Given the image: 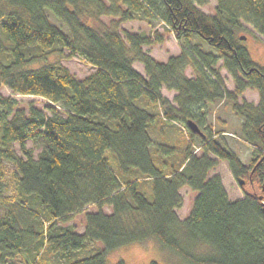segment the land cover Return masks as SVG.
I'll list each match as a JSON object with an SVG mask.
<instances>
[{
  "label": "trees",
  "instance_id": "1",
  "mask_svg": "<svg viewBox=\"0 0 264 264\" xmlns=\"http://www.w3.org/2000/svg\"><path fill=\"white\" fill-rule=\"evenodd\" d=\"M207 2L0 0V87L12 91L0 92V183L7 163L16 181L12 195L0 187V264H106L112 250L152 237L189 264H264V64L238 34L244 20L264 34V0H217L214 13L199 7ZM140 12L169 25L180 53L158 60L144 45L162 42L161 32L121 26ZM103 14L117 18L105 24ZM195 34L217 53L193 42ZM52 54H79L93 69L77 77L60 59L38 65ZM188 64L194 76L185 73ZM222 67L233 89L225 86ZM163 86L176 90V104ZM247 88L258 92V102L243 96ZM16 93L43 96L48 111L33 102L25 109ZM141 97L187 127L185 147L153 140L148 125L160 113L141 106ZM223 98L243 119L241 134L254 148L248 163L203 125L204 105ZM195 138L199 153L192 152ZM28 139L40 142L37 157ZM221 159L242 188L250 185L243 197L231 199L220 173L210 174ZM183 186L197 194L181 218ZM80 212L83 232L61 224ZM89 242L102 245L81 255Z\"/></svg>",
  "mask_w": 264,
  "mask_h": 264
},
{
  "label": "rangeland",
  "instance_id": "2",
  "mask_svg": "<svg viewBox=\"0 0 264 264\" xmlns=\"http://www.w3.org/2000/svg\"><path fill=\"white\" fill-rule=\"evenodd\" d=\"M109 2V0H106ZM217 4V0H208L207 3L199 5V7L208 12L214 13L215 6ZM122 8H126V4L121 5ZM50 18L53 22L57 24H61V21L55 17L51 12H49ZM119 17V16H118ZM114 18H117L112 15H101V20L105 24H110ZM85 20L91 24H96L91 16L85 17ZM245 29L238 32L240 35V42L244 44L252 59L256 62L264 64V34L257 30L251 21L244 20ZM122 27H125L131 31H140L142 33H150L152 34L154 30H158L163 34V41L153 44V45H144V49L148 50V52L158 60L166 61L168 57L172 54H178L181 51V43L169 29V25L162 20L161 18L154 15V17H143L142 12L135 13L133 18L123 20L121 23ZM65 30L67 27L62 25ZM193 42L200 43L202 48L205 50H211L217 53V49L212 47L207 43V41L200 38L198 35H193ZM66 53H69V50H65ZM60 59L65 65L69 67V69L77 76L83 77L87 73H89L93 67L87 63L83 57L79 54H71L69 56L60 57L58 54H52L49 56L47 60H44L39 64H43L45 62L54 61ZM222 60L218 61V64L221 63ZM137 66L143 73L146 75L144 70V65L141 61H134L133 65ZM221 74H223L225 86L229 89H233L234 81L232 79L231 74L225 67L221 68ZM185 73L188 76H194L196 71L195 67L191 64H188L185 68ZM172 89H168L165 86L161 88L162 94H167L170 100H173L174 95L172 96ZM176 93V90H174ZM247 91V92H246ZM0 92L5 94H12V91L9 87L2 85L0 87ZM246 92V96H244ZM16 97L19 99L20 106L27 109L30 102H33L35 105L44 107L47 102L46 98L38 94H22L16 93ZM243 96L248 100L254 101L255 103L259 100V94L256 90L247 88ZM139 104L141 106L146 107L147 109L153 112H159L154 122L148 125V131L152 136L155 142L164 141L170 144H176L182 147L186 146V143L190 140V135L188 133L187 127L178 121L179 125H172V120L167 117H162V107L158 103L150 102L147 99L140 98ZM175 102V101H174ZM45 110H47L44 107ZM205 114H204V126L206 128H210L212 134H215L216 137L221 139L227 146L230 148H234L237 152L240 153L241 159L248 163L251 159L253 147L250 142L244 138L241 134V123L243 121L242 117L238 115L232 108V101L229 99H220L214 103H207L204 105ZM48 111V110H47ZM194 143L199 144L200 139H193ZM27 145L34 147V154L37 157L38 152L41 149L40 142H35L32 139H28L26 141ZM14 148L18 154H22L18 142H14ZM232 148V149H233ZM199 150L197 153H199ZM171 159H182L179 158L176 154L170 156ZM220 162V161H219ZM110 164L113 168H117V160L114 155L110 156ZM15 167L7 163L4 168L3 173V183H0V187L2 184V189L4 194L12 195L15 187L16 181L12 176V171ZM220 173L223 176L224 180L227 176L231 179V183L228 184V195L231 199H236L243 197L245 194V189H250V185L248 183H243L244 188L241 187V184L237 178L234 177L228 162L218 163L215 167L210 170V174ZM181 193L183 194V205L177 210L178 214L181 218H184L190 212V208L193 202L194 197L196 196V190L191 189L188 186H183L181 189ZM263 193V191H262ZM107 211H110V207H105ZM3 210V207L0 205V212ZM44 217V216H42ZM45 219V217L43 218ZM64 226H73L76 231L83 232L84 230V212H80L76 214L71 220L67 222L61 223ZM45 227V226H44ZM44 240H45V232H44ZM102 244L100 242H89L85 248H83L80 252L81 255H87L93 251H95ZM41 251L44 249L43 246L40 247ZM25 249H22V253L24 254ZM22 254V255H23ZM22 255H17L15 260L19 262V258ZM36 256H39L37 253ZM120 259L125 261V264H149L152 260H156L158 264H189L186 262L179 254L176 252L162 246L157 239L150 238L144 242H134L126 245L119 246L118 248L112 250L108 257L106 264H117Z\"/></svg>",
  "mask_w": 264,
  "mask_h": 264
},
{
  "label": "crops",
  "instance_id": "3",
  "mask_svg": "<svg viewBox=\"0 0 264 264\" xmlns=\"http://www.w3.org/2000/svg\"><path fill=\"white\" fill-rule=\"evenodd\" d=\"M134 66H135V64H134ZM135 68L138 70V71H140L141 73H143L137 66H135ZM222 73V72H221ZM144 74V73H143ZM223 75V74H222ZM172 93V96L174 95V94H176L175 93V91L173 90V91H171ZM247 92V91H246ZM246 92H245V94H244V96H246ZM164 95H166L167 97H170L169 95H167V94H165L164 93ZM172 101V100H171ZM174 104H176V102H174V101H172ZM179 125L177 122H174V120H172V125L174 126V125ZM233 148V147H232ZM233 150H235L234 148H233ZM236 151V150H235ZM237 152V151H236ZM238 153V155L240 156V153L239 152H237ZM226 160L225 159H221L220 160V164H221V162H225ZM222 177V182H223V184H224V186H225V188H226V190H228V184L229 183H231V179H229V176H227L226 177V179L224 180V178H223V176H221ZM182 189V188H181ZM228 192V191H227ZM239 198H240V196H239Z\"/></svg>",
  "mask_w": 264,
  "mask_h": 264
},
{
  "label": "water",
  "instance_id": "4",
  "mask_svg": "<svg viewBox=\"0 0 264 264\" xmlns=\"http://www.w3.org/2000/svg\"><path fill=\"white\" fill-rule=\"evenodd\" d=\"M188 123H189V127H190L192 130L199 131V127H198V125H197V123H196L195 121H193V120H189ZM242 182H243V181H241V183H242ZM259 197H260L261 203H262V205H263V210H264V188H263V193H261V194L259 195Z\"/></svg>",
  "mask_w": 264,
  "mask_h": 264
},
{
  "label": "built area",
  "instance_id": "5",
  "mask_svg": "<svg viewBox=\"0 0 264 264\" xmlns=\"http://www.w3.org/2000/svg\"><path fill=\"white\" fill-rule=\"evenodd\" d=\"M213 135H215V134H213ZM191 144H192V148H193V150H192L193 153H197L199 150H201L200 144H196L194 142H192Z\"/></svg>",
  "mask_w": 264,
  "mask_h": 264
}]
</instances>
